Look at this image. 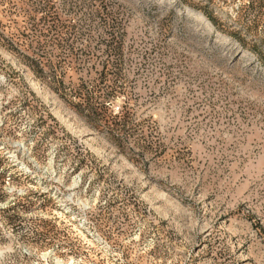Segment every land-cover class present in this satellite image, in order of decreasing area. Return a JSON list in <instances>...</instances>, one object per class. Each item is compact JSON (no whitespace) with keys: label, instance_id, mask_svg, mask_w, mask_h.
I'll use <instances>...</instances> for the list:
<instances>
[{"label":"rangeland","instance_id":"374dc122","mask_svg":"<svg viewBox=\"0 0 264 264\" xmlns=\"http://www.w3.org/2000/svg\"><path fill=\"white\" fill-rule=\"evenodd\" d=\"M0 264H264V0H0Z\"/></svg>","mask_w":264,"mask_h":264},{"label":"trees","instance_id":"16d2710c","mask_svg":"<svg viewBox=\"0 0 264 264\" xmlns=\"http://www.w3.org/2000/svg\"><path fill=\"white\" fill-rule=\"evenodd\" d=\"M206 17L208 18V20L210 22H212L214 24V21L211 17H209L208 15H206ZM103 98V97H101ZM100 99V97L98 98V100ZM83 102H84V106H85V109L87 112L86 113V116L89 120L90 119H95V120H99L101 123L100 125H95V127H100L101 131L102 132H105L107 134H109L110 138L115 141V143L117 144V147L120 149L121 148V151H122V143L123 141L125 140V137H124V133L126 132V129H127V119H128V113H124L122 115H118V116H112V115H109L107 117V120H103L104 119L103 117H101V115H105V107L103 105V103H97L94 104L92 103V100L90 98V96H85L84 99H83ZM72 106V105H71ZM76 109V112L83 116L84 113L83 111L80 110V105H75L74 106ZM99 109V113L96 112V108ZM101 114V115H99ZM99 117V118H96ZM84 117V116H83Z\"/></svg>","mask_w":264,"mask_h":264}]
</instances>
